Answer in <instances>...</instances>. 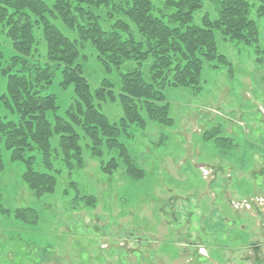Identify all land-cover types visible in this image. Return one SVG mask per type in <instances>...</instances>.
Returning <instances> with one entry per match:
<instances>
[{
    "label": "rangeland",
    "instance_id": "374dc122",
    "mask_svg": "<svg viewBox=\"0 0 264 264\" xmlns=\"http://www.w3.org/2000/svg\"><path fill=\"white\" fill-rule=\"evenodd\" d=\"M43 1L51 5L52 0ZM99 14L102 20L116 16L111 6ZM204 14L216 18V4L203 0L193 23ZM251 19L263 48L264 16L257 18L253 7ZM54 24L75 38L61 23ZM35 37L43 56V41L38 33ZM215 40L227 64L203 65L200 92L165 91L172 125L147 121L144 130L129 128L131 138H119L141 177H130L122 163L104 171L86 151L82 170L69 174L57 159L49 171L32 151L27 156L36 157L33 169L56 177L54 191L37 197L21 179L24 163L11 161L10 152L1 149L0 208L33 209L37 219L30 224V218L0 212V264H264V55L258 61L252 46L226 41L219 31ZM79 53L91 91L109 81L116 101L94 104L116 122L123 115L120 74L137 69L147 80L150 60L107 71L89 45ZM59 76L54 68L48 92L63 116L73 93L60 88ZM214 127L237 146L204 139ZM51 144L56 148L57 139ZM80 196H92L95 204L87 206Z\"/></svg>",
    "mask_w": 264,
    "mask_h": 264
},
{
    "label": "trees",
    "instance_id": "16d2710c",
    "mask_svg": "<svg viewBox=\"0 0 264 264\" xmlns=\"http://www.w3.org/2000/svg\"><path fill=\"white\" fill-rule=\"evenodd\" d=\"M209 1L217 6L216 18L204 14L195 24L193 15L201 10L203 0H52L51 5L43 0H0V151H9L11 161L24 163L21 179L35 196L52 193L56 177L33 169L36 157L27 156L32 151L49 171L57 159L69 174L82 170L86 151L104 171L122 163L130 177H141L143 171L119 138H131L129 128L144 130L147 121L171 126L165 91L188 88L198 94L203 65L227 64L217 51L215 31L226 41L252 46L261 61L264 47L257 45L259 32L251 9L255 7L257 18L263 17L264 0L252 4L247 0ZM110 6L116 16L109 14V19L102 20L99 11ZM55 22L75 38L66 36ZM37 33L43 41V56L35 47ZM83 45L90 46L107 71L150 60L147 80L137 69L120 74L118 100L123 115L116 122L109 121L94 104L114 102L116 96L108 80L91 91L78 63ZM54 68L59 70L60 88H72L73 93L63 116L56 96L48 92ZM219 134L220 128L214 127L203 138L229 149L237 146ZM53 138L56 148H52ZM105 155L110 156L107 164L102 160ZM69 188L77 189L76 183L69 182ZM79 200L87 206L95 204L92 196ZM0 212L15 219L30 218L26 221L30 224L37 219L29 208H0Z\"/></svg>",
    "mask_w": 264,
    "mask_h": 264
}]
</instances>
